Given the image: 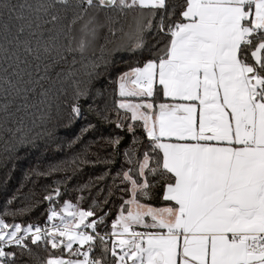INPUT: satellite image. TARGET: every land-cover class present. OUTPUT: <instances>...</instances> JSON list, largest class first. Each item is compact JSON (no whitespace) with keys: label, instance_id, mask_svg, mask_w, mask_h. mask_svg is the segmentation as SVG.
Listing matches in <instances>:
<instances>
[{"label":"snow or ice","instance_id":"obj_1","mask_svg":"<svg viewBox=\"0 0 264 264\" xmlns=\"http://www.w3.org/2000/svg\"><path fill=\"white\" fill-rule=\"evenodd\" d=\"M0 42L5 181L22 153L56 142L69 92L71 121L117 55L130 58L114 104L87 109L124 135L84 145L88 123L70 159L25 171L62 179L42 201L6 202L0 264H264V0H0ZM101 163L97 182L121 193L111 231L107 197L87 210L82 195L61 200L70 167ZM41 202L43 226L18 222Z\"/></svg>","mask_w":264,"mask_h":264},{"label":"trees","instance_id":"obj_2","mask_svg":"<svg viewBox=\"0 0 264 264\" xmlns=\"http://www.w3.org/2000/svg\"><path fill=\"white\" fill-rule=\"evenodd\" d=\"M16 2V0H13ZM69 4L75 3V0H68ZM68 18H71V11L67 13ZM45 28H50L51 25H45ZM107 29L102 30V36L99 43L103 44V33H106ZM2 43V42H0ZM35 42L33 41V44ZM97 55L99 52L97 51ZM129 57L127 55L119 54L115 59V63L112 65V68L115 69L112 72L111 76H102L98 78L95 83V88L93 89V96L89 97L87 100H81L82 114L79 118L69 120L68 115L70 113V106L72 103L71 93L69 92L68 96L65 97L66 106L63 108V114L61 122L56 128V134L58 139L55 143L38 142L37 146L31 148L27 151L26 154H21V159L18 161L17 167L11 173L10 179L5 181V173L0 169V211L3 210L6 202L13 197L14 195L17 199L13 202V209L25 206L27 203H35L37 200L42 201L43 195L46 194V189L55 187L53 181H59L62 179L61 174H54L51 176L43 175H33L30 179H25V171L30 168H36L37 171L43 172L46 170L47 165L50 162H56L60 160L70 159L75 152H79L81 147L76 146L71 151L67 147V141L76 136L82 127H85L88 123L96 125L95 130H90L87 134L83 136V144L87 145L90 142L96 140L99 136L103 135L105 137L109 134L113 135H124L122 132H117L114 129V125H109L107 123H101L98 121L94 115L87 111L89 106L92 107H103L105 103L114 104L115 99L118 98L116 93H118V87L112 83L113 80L119 72L127 70L125 64L128 63ZM10 63H14V60ZM35 63V62H33ZM5 67L3 56L0 55V70ZM100 90L102 95L96 96V90ZM137 135H139V130H137ZM130 139V137H129ZM64 147H61V145ZM2 147V146H0ZM123 151V148L121 149ZM91 152L95 153L97 147L95 145L90 149ZM108 152H111V149H107ZM103 157L105 153H100ZM123 162V157L116 158V162L112 169H110L112 175H115L116 170L121 167ZM11 167V165L9 166ZM124 167L127 168L128 165L124 164ZM105 171L103 164L97 165H83L79 168L78 171L73 172L71 167L68 169V174L71 176V180L67 184H61V200L69 199L75 202L78 196H83L84 200L81 202V206L86 210L93 205V198H98L100 201H103L105 197L108 198L109 204L108 207L104 208L105 212H109V216L106 217L107 224L109 225V231H111L110 225L111 220L115 218L116 211L119 209V204L122 202L119 197L121 195L118 189L113 191V194L109 196V185L113 183L111 176L105 177L103 181L97 182V177L102 176ZM149 183H154L151 176L148 178ZM119 184V181H116ZM88 185L83 191H78V189L83 186ZM101 189L103 192L101 193ZM150 192L154 195L155 189H150ZM46 203L41 202L36 208L31 210L28 214H25L23 217L18 218V222L28 223L30 221H38L41 226H43L44 217L41 215L44 212ZM99 208H96V211H99ZM10 220V218H9ZM50 247V246H49ZM55 252L56 250H52ZM39 255L41 258L47 257L48 253L43 250H39ZM24 262L31 264L28 261V258H24ZM22 262V264H24Z\"/></svg>","mask_w":264,"mask_h":264},{"label":"rangeland","instance_id":"obj_3","mask_svg":"<svg viewBox=\"0 0 264 264\" xmlns=\"http://www.w3.org/2000/svg\"><path fill=\"white\" fill-rule=\"evenodd\" d=\"M69 200V199H68ZM70 201H72V200H70ZM74 202V201H73Z\"/></svg>","mask_w":264,"mask_h":264}]
</instances>
